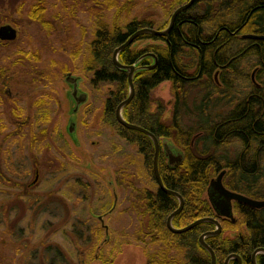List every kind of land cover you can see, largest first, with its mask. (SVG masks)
<instances>
[{"label":"rangeland","instance_id":"374dc122","mask_svg":"<svg viewBox=\"0 0 264 264\" xmlns=\"http://www.w3.org/2000/svg\"><path fill=\"white\" fill-rule=\"evenodd\" d=\"M40 1L51 22L47 28L29 17ZM187 1L0 0V26L18 30L15 40H0V264H185L193 240L184 247L174 234L163 239L155 230L140 191L156 190L157 179L137 146L113 124L119 123L116 111L115 120H108L111 88L95 87L85 64L97 19L113 24L147 18L160 30ZM255 71H249L254 82ZM67 73L82 77L80 86L89 95L73 136L67 128L74 108ZM207 95L211 120L233 106L218 90L195 87L186 103L189 113L184 109L182 115L186 124L197 120L196 109ZM152 97L165 107L163 119H169L176 103L171 82L160 84ZM41 98L45 104L36 108ZM239 150L232 144L220 154L233 158ZM201 199H208L207 190ZM235 233L229 229L222 236Z\"/></svg>","mask_w":264,"mask_h":264},{"label":"trees","instance_id":"16d2710c","mask_svg":"<svg viewBox=\"0 0 264 264\" xmlns=\"http://www.w3.org/2000/svg\"><path fill=\"white\" fill-rule=\"evenodd\" d=\"M178 2L180 5L184 0ZM45 11L46 3L37 2L31 7L29 17L47 28L51 22L46 19ZM154 24L151 19L137 17L125 23L109 24L100 18L96 21L85 65L93 75L91 82L95 87L106 84L111 88L105 103L108 120H115L118 105L129 96V73L114 64L113 53L131 35ZM247 34L264 35V0H196L178 15L168 37L142 34L119 55L121 63L142 68L134 76L135 95L123 109L124 118L158 137L162 180L167 189L178 192L184 199V207L173 219V225L182 228L204 217L218 218L222 233L206 238L217 264H225L233 254L241 257L243 264H253V253L264 249V208L236 202L235 218L225 219L216 215L209 197L205 201L201 199L204 190L208 192L212 177L225 171L223 182L228 189L264 200V40L244 38ZM199 37L205 39L200 48L194 45ZM140 41L146 42L144 47L134 49L133 45ZM155 62V68H147ZM252 69L256 70L255 82L249 75ZM164 82H171L176 97L172 116L167 120L163 119L165 107L152 97L155 88ZM198 86L218 90L221 100H230L232 108L226 115L211 120L207 113L211 100L207 101V95L196 109L197 120L192 125L186 124L183 111L189 113L186 103L192 89ZM239 88L243 89L237 97ZM113 124L118 126L121 137L137 146L155 180L152 139L116 121ZM165 141L182 150L184 161L177 168L169 164L163 147ZM232 144L240 146L235 157L220 154ZM140 196L163 239L174 234L185 247L188 238H192V251L186 256L185 264H211L210 253L197 238L216 229L215 224L206 222L185 233H173L166 221L178 208L179 199L158 185L156 190H141ZM229 229L237 232L236 235L224 238L223 232ZM257 260L258 264H264V254H259ZM230 264L239 262L233 259Z\"/></svg>","mask_w":264,"mask_h":264},{"label":"water","instance_id":"95a60500","mask_svg":"<svg viewBox=\"0 0 264 264\" xmlns=\"http://www.w3.org/2000/svg\"><path fill=\"white\" fill-rule=\"evenodd\" d=\"M196 0H189L188 3L178 7L169 22V25L167 28L163 29V30H156L154 28H144L139 30L138 32L134 33L133 35H131L129 37V39L123 43L122 45H120L119 47H117L113 53V61L114 64L122 69V70H126L129 73V77H128V81H129V96L127 97V99H125L124 101H122L117 109H116V117L117 120L119 121L120 124H122L123 126L129 128V129H133V130H137L140 131L144 134H146L147 136H149L152 141L154 142L155 145V157H154V173H155V177L157 179V183L159 185V187L161 189H163L165 192H167L168 194H171L175 197H177L180 201V205L179 208H177L173 213H171L168 217L167 220V224L168 227L170 228V230L176 234L179 233H184L187 232L188 230H191L192 228L202 224V223H206V222H210L215 224L217 227L215 230L206 232L204 235H202L200 237V243L201 245L210 253L211 258H212V264H217V260H216V255L214 250L211 248V246H209V244L206 242V238L209 236H215L218 235L222 232V227L219 223V221L213 217H204L201 219H198L194 222H192L191 224H189L186 227L183 228H175L173 225V219L175 218L176 215H178L184 206V199L181 196V194H179L176 191L173 190H169L167 189V187L165 186L162 177L160 175V170H159V165H158V161H159V156H160V152H161V145L159 142L158 137L151 131L147 130L144 127H141L139 125L133 124V123H129L123 115V109L124 107L129 104L132 99L134 98L135 95V85H134V76L135 74L140 71L142 68L141 67H137V64H132V65H126L120 62L119 60V55L120 52L122 50H124L125 48L129 47L130 45H132L134 43V41L136 40L137 37H139L142 34H152L155 36H163V37H168L170 32L172 31V29L174 28L176 19L178 17V15L189 9L190 7H192V5L195 3ZM17 29L12 26L11 24H6V25H2L0 27V39L1 40H9V41H13L17 38ZM244 38L247 39H255V40H264V35H254V34H247L244 36ZM156 66V62L151 65L148 66V69H153ZM256 72V71H255ZM254 72V73H255ZM217 76V74H216ZM66 80L69 83V85L71 86V92H70V97L72 100V103H74V108L72 109V114H77L79 112V108L88 101L89 97L87 93L83 94V97L81 99H76V102L74 100V98L77 95V91L79 90V85H80V81L82 80L81 77H77L72 75L71 73H68L66 76ZM76 121L75 119L71 120L69 122L68 125V133L73 136L76 133ZM164 150H165V155L169 160V164L170 166H172L173 168H177L179 167L183 161H184V155L181 151L178 150V148L176 147L175 144L169 142V141H165L163 144ZM225 171H222L217 178L212 179L211 183H210V187L208 189V192H214L216 195H218L219 197V201L218 202H213V200L211 199V203L214 207V209L222 216L227 217L229 219H234V206H233V202H241V203H245L247 205H250L254 208L257 209H261L264 208V200H257V199H253L247 195H244L242 193L233 191L228 189L224 183H223V178L225 176ZM112 184V183H111ZM113 185V184H112ZM115 197H117L115 195ZM99 219L101 220L102 223H104V218L103 216H100ZM106 227V229L108 230V227L106 225H104ZM108 234V233H107ZM264 254V249L260 248L257 249L252 256V262L253 264H258L257 258L259 254ZM233 259H237L239 264H243L241 257H239L236 254L230 255L227 257L225 264H230L231 260Z\"/></svg>","mask_w":264,"mask_h":264},{"label":"flooded vegetation","instance_id":"af4514ba","mask_svg":"<svg viewBox=\"0 0 264 264\" xmlns=\"http://www.w3.org/2000/svg\"><path fill=\"white\" fill-rule=\"evenodd\" d=\"M189 2V0L186 2V3H188ZM185 3V4H186ZM2 26V25H1ZM0 26V27H1ZM17 33H18V30H17ZM1 40V39H0ZM1 41H9V40H1ZM203 44H205V39H202V38H198L197 39V41L194 43V45L196 46V47H201ZM68 74V73H67ZM66 76V75H65ZM64 76V78L66 79V77ZM82 78V77H81ZM83 79V78H82ZM216 79H217V76H216ZM82 81V80H81ZM84 93H87V92H85V91H83V89L81 88V86L79 85V90L77 91V95H76V97L74 98V100H75V102H76V99H81L82 97H83V94ZM12 91H10V90H8V91H6V95L7 96H9V97H11L12 96ZM88 94V93H87ZM88 97H89V95H88ZM35 105H36V108H40V107H42V106H44V104H45V99H39V100H37V101H35V103H34ZM85 104V103H84ZM83 104V105H84ZM17 109H20L21 110V107H16ZM76 117H78V114H74V115H72L71 117H70V119H69V122L73 119H75V121L77 122V120H76ZM119 122V121H118ZM69 125V124H68ZM68 128V127H67ZM45 132V131H44ZM123 138V137H122ZM123 139H125V138H123ZM115 185V184H114ZM114 187V186H113ZM208 193V197H209V199H210V201H211V199L213 200V202H218L219 201V197H218V195H216L214 192H207ZM234 208V207H233ZM216 211V210H215ZM216 215H218L219 217H222V216H220V214L216 211ZM167 220H168V218H167ZM167 226H168V224H167ZM175 227V226H174ZM175 228H178V227H175ZM183 228V227H182ZM174 233V232H173ZM205 234V232H203L201 235H200V237L202 236V235H204Z\"/></svg>","mask_w":264,"mask_h":264},{"label":"bare ground","instance_id":"6f19581e","mask_svg":"<svg viewBox=\"0 0 264 264\" xmlns=\"http://www.w3.org/2000/svg\"><path fill=\"white\" fill-rule=\"evenodd\" d=\"M218 81V80H217ZM155 157V156H154ZM160 157V156H159ZM224 183V182H223ZM225 185V184H224ZM210 187V186H209ZM209 189V188H208ZM208 194V193H207ZM254 199V198H253ZM236 203V201H234L233 202V206H234V204ZM173 213V212H172ZM218 216V215H217ZM220 216H222V215H220ZM214 218V217H213ZM221 218H225V219H228L227 217H224V216H222ZM215 219H217L218 221H219V219L218 218H215ZM219 223H220V221H219ZM220 225H221V223H220ZM216 226V225H215ZM168 227V226H167ZM217 227V226H216ZM221 227H222V225H221ZM168 229L170 230V228L168 227ZM223 229V228H222ZM215 230V229H214ZM171 231V230H170ZM189 231V230H188ZM185 233V232H184ZM179 234H181V233H179ZM216 260H217V258H216ZM211 264H212V262H211Z\"/></svg>","mask_w":264,"mask_h":264}]
</instances>
